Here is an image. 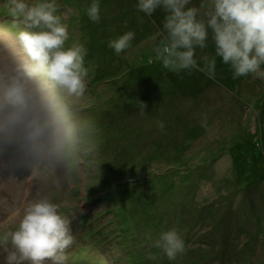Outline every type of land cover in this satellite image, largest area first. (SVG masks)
Instances as JSON below:
<instances>
[{"label": "rangeland", "instance_id": "obj_1", "mask_svg": "<svg viewBox=\"0 0 264 264\" xmlns=\"http://www.w3.org/2000/svg\"><path fill=\"white\" fill-rule=\"evenodd\" d=\"M55 2L67 46L87 50V88L69 94L38 77L14 128L0 109V221L48 197L74 235L62 264H264V80L233 78L219 57L215 78L164 68L155 53L164 12L147 16L137 0H99L98 22L87 16L93 0ZM7 4L0 80L26 60L12 52L24 24ZM127 31L135 38L118 55L108 45ZM207 45L196 49L200 67L215 55L210 36ZM170 229L187 246L175 261L154 246Z\"/></svg>", "mask_w": 264, "mask_h": 264}, {"label": "clouds", "instance_id": "obj_2", "mask_svg": "<svg viewBox=\"0 0 264 264\" xmlns=\"http://www.w3.org/2000/svg\"><path fill=\"white\" fill-rule=\"evenodd\" d=\"M11 16L20 19L24 29L18 39L26 60L0 80V109H7L6 125L14 128L33 102L29 82L45 78L69 94L83 95L89 75L83 45L67 46L69 32L55 0H8ZM137 8L147 16L158 9L164 17L156 59L164 68L178 72L199 69L215 78L216 57L230 66L233 78L254 74L264 80V0H137ZM202 9H205L203 12ZM99 0L87 8L90 20L98 22ZM211 37L215 55L196 58V49H205ZM135 38L127 31L113 39L109 48L116 54L126 50ZM143 109L146 105L142 102ZM40 126L30 125L29 139L35 141ZM70 219L48 197L28 200L12 208L0 221V254L5 264H62L65 251L74 242ZM154 246L162 249L170 261L187 250L176 229L163 231ZM151 258V257H150Z\"/></svg>", "mask_w": 264, "mask_h": 264}, {"label": "bare ground", "instance_id": "obj_3", "mask_svg": "<svg viewBox=\"0 0 264 264\" xmlns=\"http://www.w3.org/2000/svg\"><path fill=\"white\" fill-rule=\"evenodd\" d=\"M0 38L2 39L3 42H10L8 37H4L3 35L1 36V33H0ZM11 45L14 56H19L20 58L24 59L25 54L23 53L22 48L19 45H13V43H11Z\"/></svg>", "mask_w": 264, "mask_h": 264}]
</instances>
